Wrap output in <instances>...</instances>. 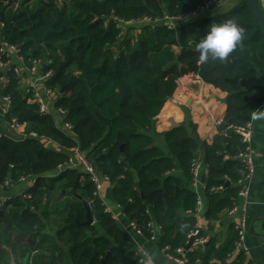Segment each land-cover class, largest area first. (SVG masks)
Returning a JSON list of instances; mask_svg holds the SVG:
<instances>
[{
  "label": "trees",
  "instance_id": "trees-1",
  "mask_svg": "<svg viewBox=\"0 0 264 264\" xmlns=\"http://www.w3.org/2000/svg\"><path fill=\"white\" fill-rule=\"evenodd\" d=\"M206 1L0 2V49L7 42L17 46L19 54L32 65L38 58L50 63L45 72L52 69L54 74L46 86L63 90L56 108L66 109V121L73 125L70 134L55 113L40 114L38 104L29 102L20 90L15 72H7L5 95L12 100L7 119L26 123L36 136H0V185L27 177L34 183L28 197L18 196L4 204L0 201V212L4 210L10 227L30 236L31 252L37 248L45 252L35 237L42 235L40 228L47 218L46 198L50 191L61 189L75 196V201L67 206L56 231L50 261L66 247L74 264H137L135 242L106 211L102 198L95 195L90 176L79 168L55 174L75 148L109 177L116 202L129 220L136 221L144 237L152 236L149 224L153 223L161 248L170 247V253L185 246L188 233L199 224L194 213L197 193L172 174L174 158L191 183L192 162L200 149L204 150L206 218L217 219L234 206L242 169L237 156L245 144L240 134L226 128L231 123L247 124L264 107V31L247 1L240 0L232 8L184 22L175 29L142 25L141 33L134 36L129 27L121 39V21L184 13ZM221 1L220 5L228 0ZM228 19L237 20L244 28L243 44L225 62L201 60L197 45L209 25ZM114 47L120 49L118 55ZM190 74L228 93L225 124L218 127L211 144L191 135L196 126L188 119L172 130L155 132L157 116L174 95L178 81ZM99 114L110 119V124H105ZM155 137L164 140L168 152L155 144ZM43 139L56 141L60 150L47 148ZM89 203L96 224H86ZM46 237L43 235L42 241ZM236 240V230L224 245L210 237L203 246L208 250L206 255L201 249L188 253L190 264H216L213 260L231 257V264H247L244 253L236 250ZM38 254L34 264H44L47 257Z\"/></svg>",
  "mask_w": 264,
  "mask_h": 264
},
{
  "label": "crops",
  "instance_id": "crops-1",
  "mask_svg": "<svg viewBox=\"0 0 264 264\" xmlns=\"http://www.w3.org/2000/svg\"><path fill=\"white\" fill-rule=\"evenodd\" d=\"M264 8V0H259ZM240 0L225 1L219 7H215L208 13L209 16H214L221 11L232 8L237 5ZM142 25H123L121 39L129 33V27L134 36L141 33ZM126 27V29L124 28ZM131 32V31H130ZM1 40V36H0ZM115 54L120 53V49L114 47ZM9 60L11 61L12 69L17 68L19 73L16 76L19 78L20 90L25 91L28 88L37 90L40 93L44 92L47 87L46 79H43L45 67L50 63L47 60L38 58L43 61L41 70H33L31 61H27L24 57L16 52L9 53ZM49 63V64H48ZM5 71L0 69V75ZM190 74L178 81V88L175 94H178L181 89L187 91L182 104H174L169 101L165 104L160 114L157 116L155 122V132L163 133L175 128L174 124L179 127L185 120L191 121L196 126V132L191 131L192 136H197L200 142H207L211 144L214 141L216 134L219 132L215 125V120L221 116H225L227 110L226 99L228 93L216 88L215 86L205 83L198 75L192 77ZM200 78V79H199ZM9 80L0 81V132L12 138L25 139L30 135L36 136L34 131H29L26 123H20L18 128L13 127L12 122L7 119L5 107L3 106V96L5 95V88ZM52 108H54L52 106ZM55 111L54 109H52ZM264 113V107L258 111L257 115ZM56 114V113H55ZM61 123V121L57 118ZM66 131V130H65ZM43 143L47 148L60 150L61 146L54 140L43 139ZM155 144L162 147L167 152L164 140L160 137H155ZM252 154L255 161V172L252 178L247 181L250 186L249 202V234L247 237V245L249 246V256L247 257V264L252 261L256 264H264V119L254 120V139L251 145ZM82 152V151H81ZM83 153V152H82ZM170 153V152H169ZM85 155V153H83ZM199 156L204 161V150L200 149ZM175 169L172 171L176 177L184 180V186L192 189L190 181L185 180L184 172L181 168V163L178 159L174 158ZM95 165V164H94ZM96 168L99 170L97 165ZM82 171L81 169H79ZM83 172V171H82ZM100 173H102L99 170ZM207 168L204 162L203 176H206ZM34 179L27 177L18 183H12L9 179L5 185H0V201L4 204L7 200L18 196H26L28 189L33 185ZM114 184L105 182L101 193V198L106 206V211L111 213L119 224L129 221L124 214L123 209L116 202L113 196ZM203 196V209L199 214H196L199 226L203 233L216 240L220 245H224L231 238L234 237L235 230L233 227V219L226 213L222 214L217 219L206 218L207 200L205 198V190H201ZM75 201V196L66 194L61 189L50 191L45 200V212L47 218L43 220L42 235H37L35 241L42 243L45 249L43 253L41 248L39 254L47 257L44 264H74L70 259L67 248L64 247V252L57 254V258L50 261V250L53 248V241L56 231L62 224L66 208L70 203ZM244 200L240 199V203ZM3 210V209H1ZM4 211V210H3ZM5 215V212H4ZM93 224L96 220L93 219ZM43 235H47L42 241ZM30 236L28 234H21L16 229L9 226L8 221L3 217L0 218V264H29L30 249ZM137 244L145 251L152 254V262L154 264H176L173 260L167 257L161 250L159 240L151 241L144 236L136 237ZM203 255L208 253L206 247L202 249ZM40 257L38 256V262ZM216 264H231L233 263L232 257L223 261H215ZM41 264H43L41 262ZM209 264V262L205 263Z\"/></svg>",
  "mask_w": 264,
  "mask_h": 264
},
{
  "label": "built area",
  "instance_id": "built-area-1",
  "mask_svg": "<svg viewBox=\"0 0 264 264\" xmlns=\"http://www.w3.org/2000/svg\"><path fill=\"white\" fill-rule=\"evenodd\" d=\"M5 4H9L11 0H0ZM222 3L221 0H208L205 3L199 5L196 9L178 13L175 15L165 14L162 18L152 19L150 17H145L137 20H130L123 22L121 21L120 26L128 25V23H144L147 22L146 25H166L169 29H175L177 25H181L184 22L194 21L197 19H202L203 16L212 11L215 7H219ZM16 5V3L14 2ZM2 23H0V28L2 27ZM10 52L19 53V48L15 45H10L7 42H4L0 49V69H2L4 74L0 75V81L8 80L7 72L13 70L15 74H18L19 71L17 68L12 69L11 61L4 60L3 56L8 57ZM49 64V63H48ZM43 67V61L40 59H35L33 61L32 69L33 70H41ZM54 74V70L50 69L43 73V79H48L52 77ZM192 77H196V74H192ZM200 79V78H199ZM24 96L27 98L29 102L36 103L39 106V113L42 115L56 113L57 118L61 121V125L63 128L70 134L73 133V125L66 121L67 110L62 107L56 108V102L60 97L61 92L58 89H54L51 87H46L43 93L38 92L37 90H33L31 88L26 89L24 92ZM187 91L185 89H181L178 94H175L169 98V101L174 104H182L183 99L187 97ZM11 96L4 95L3 96V106L6 108L5 113L8 114L11 110ZM52 106L54 108H52ZM54 109L55 111H53ZM225 124V117L221 116L215 120V125L218 128L219 126ZM12 125L15 128L20 126V122L18 119L14 118L12 120ZM233 129L238 134L241 135L242 142L245 144V148L238 154L237 158L241 161L242 169H241V178L238 182L240 185V190L238 193L237 201L234 206L226 212L233 221H234V229L237 232V240H236V250L244 253L246 257L249 256V246L247 245V237L249 234V206L251 202H249L250 196V186L247 183L255 172V161L252 154L251 145L254 139V119L249 121L244 125H237L231 123L227 126L226 130ZM4 134L0 132V136ZM68 168H79L83 171V173L88 174L90 176L91 181L94 183L96 191L95 195L101 197V193L104 187V183L108 182L110 179L108 176L99 172L93 162H91L78 148H75L71 153L69 159L59 165L58 169L59 173L64 172ZM203 170H204V161L201 156H197L194 158L191 165V185L192 189L197 193L198 199L197 204L194 210L195 214H199L203 209V196L201 190H205V183L203 182ZM220 187L219 189H222ZM27 197L29 195H26ZM240 199H243L244 202L240 203ZM88 207L91 209V203L88 204ZM121 207V206H120ZM122 208V207H121ZM150 231L153 232L150 238H147L151 241L159 240L155 231L156 227L153 223L149 224ZM121 229L132 237L135 242L136 249L135 255L137 257V264H148L147 258L143 255L145 251L141 246L137 244V236H144L142 229L137 225L136 221L129 220L126 223L121 224ZM160 227H157L159 230ZM209 236L203 234V230L198 225L192 229L187 236V242L185 246H180L175 249L174 253H170V247L161 248L162 252L173 260L176 264H190V260L188 258L189 252H194L196 250L202 249L203 246L209 241ZM192 239V245L189 248H186L187 244ZM39 250L32 251L29 257V264H34V260ZM198 263H201L200 259H197ZM152 264H154L152 262ZM250 264H256L255 262H251Z\"/></svg>",
  "mask_w": 264,
  "mask_h": 264
},
{
  "label": "clouds",
  "instance_id": "clouds-1",
  "mask_svg": "<svg viewBox=\"0 0 264 264\" xmlns=\"http://www.w3.org/2000/svg\"><path fill=\"white\" fill-rule=\"evenodd\" d=\"M244 39L245 30L235 19H228L219 24H210L206 35L197 45L200 59L225 62L243 44ZM252 118L254 120L264 119V113L259 115L254 113ZM143 255L147 258L148 264H152V254L144 251Z\"/></svg>",
  "mask_w": 264,
  "mask_h": 264
},
{
  "label": "water",
  "instance_id": "water-1",
  "mask_svg": "<svg viewBox=\"0 0 264 264\" xmlns=\"http://www.w3.org/2000/svg\"><path fill=\"white\" fill-rule=\"evenodd\" d=\"M248 5L250 6V8L252 9L254 16L258 22V24L260 25V27L262 28V30L264 31V8L262 6V4L260 3L259 0H246ZM63 92V90H61V93ZM128 117V115H125ZM99 117L102 119V121H104L105 124H110V119L106 118L105 116H103L102 114H99ZM241 125H243L242 123H240ZM174 126H178V124H174ZM123 148V147H122ZM55 174H59V170L55 171ZM4 216V211L1 210L0 212V218ZM86 224H93V217L91 215V211L90 208L88 207V219ZM192 245V239L191 241L187 244L186 248H189ZM110 254V252H109ZM54 264H57L56 262H54Z\"/></svg>",
  "mask_w": 264,
  "mask_h": 264
},
{
  "label": "rangeland",
  "instance_id": "rangeland-1",
  "mask_svg": "<svg viewBox=\"0 0 264 264\" xmlns=\"http://www.w3.org/2000/svg\"><path fill=\"white\" fill-rule=\"evenodd\" d=\"M11 1H14L16 3V5H17L22 0H11ZM146 23L147 22H144V23H133V22H131V23H128V25H146ZM124 28L126 29V27H124ZM131 29H134V28L132 27Z\"/></svg>",
  "mask_w": 264,
  "mask_h": 264
}]
</instances>
